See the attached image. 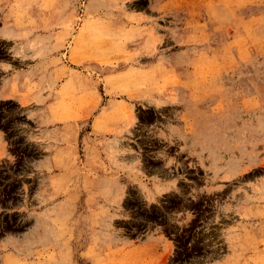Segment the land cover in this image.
<instances>
[{"label":"rangeland","instance_id":"374dc122","mask_svg":"<svg viewBox=\"0 0 264 264\" xmlns=\"http://www.w3.org/2000/svg\"><path fill=\"white\" fill-rule=\"evenodd\" d=\"M17 85L0 264H264V0H0Z\"/></svg>","mask_w":264,"mask_h":264},{"label":"crops","instance_id":"0c3cea01","mask_svg":"<svg viewBox=\"0 0 264 264\" xmlns=\"http://www.w3.org/2000/svg\"><path fill=\"white\" fill-rule=\"evenodd\" d=\"M13 81L12 76L10 77L9 82ZM24 93V88L22 86L17 85L16 88H11V89H6L4 90V87L0 88V98L4 100H9V101H16L21 107L25 108L27 107L26 105H23L21 101L26 98L23 95ZM5 96H2V95Z\"/></svg>","mask_w":264,"mask_h":264}]
</instances>
